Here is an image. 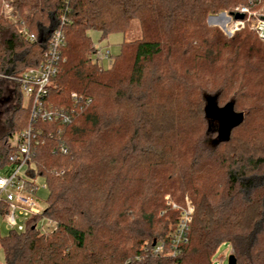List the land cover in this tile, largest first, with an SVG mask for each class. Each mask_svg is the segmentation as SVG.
Masks as SVG:
<instances>
[{
	"label": "trees",
	"instance_id": "trees-1",
	"mask_svg": "<svg viewBox=\"0 0 264 264\" xmlns=\"http://www.w3.org/2000/svg\"><path fill=\"white\" fill-rule=\"evenodd\" d=\"M13 3L38 40L19 34L0 0V73L17 77L38 66L64 16L63 59L48 100L72 107L77 92L85 102L66 124H35L41 132L32 163L47 202L24 230L0 229L4 264H215L223 243L239 264H264V43L252 30L228 38L206 22L248 0ZM134 20L139 35L100 69L90 58L89 30L126 34ZM8 82L0 76V96ZM12 83L0 167L9 164L10 137L30 117ZM207 96L243 114L214 144ZM189 190L188 240L172 256L179 212L168 200L184 206ZM41 219L55 228L43 232ZM161 241L162 254L154 252Z\"/></svg>",
	"mask_w": 264,
	"mask_h": 264
},
{
	"label": "built area",
	"instance_id": "built-area-1",
	"mask_svg": "<svg viewBox=\"0 0 264 264\" xmlns=\"http://www.w3.org/2000/svg\"><path fill=\"white\" fill-rule=\"evenodd\" d=\"M258 3L261 4V8L256 10L254 6ZM224 12L228 17L219 20V13L214 14L212 20H216V22L212 21V23H218L216 25H220L230 34L249 27L264 42V0H248L247 4L236 5L231 12ZM236 13H241L244 17L235 18ZM1 14L18 24V32L25 40L29 42L38 40L37 35L30 31L24 20H19L13 0H2ZM64 23L65 17L63 16L60 26L51 33L43 61L38 66L26 69L17 77L0 73V76L19 84L22 105L30 108L28 125L10 137L13 150L9 156V164L0 167V210H2L0 214L4 218L7 230H24L27 222L32 217L41 214L45 208L35 195L37 190L35 176L38 174L33 168L32 159L33 149L40 142L38 135L41 132V129L35 124L39 121L66 124L72 120L77 107L82 106L85 102L82 95L77 92L70 94L74 103L72 107L56 106L48 100L50 85L57 75L59 64L63 59L62 49L65 44V35L62 27ZM113 55L107 46L93 44L90 58L99 64L100 69H105L108 66H105L104 62L112 61ZM62 150L66 152L65 148ZM25 166H27L26 169H24ZM43 186L47 188L45 182ZM168 204L179 212L178 222L169 239L168 254L175 256L179 253L180 246L188 240L194 204L188 195L185 197L184 206L170 200H168ZM47 222L46 227L42 225L40 228L43 232L55 228L53 221L47 220ZM154 252L164 253V242H159L154 247ZM215 264H222V256L216 259Z\"/></svg>",
	"mask_w": 264,
	"mask_h": 264
},
{
	"label": "rangeland",
	"instance_id": "rangeland-1",
	"mask_svg": "<svg viewBox=\"0 0 264 264\" xmlns=\"http://www.w3.org/2000/svg\"><path fill=\"white\" fill-rule=\"evenodd\" d=\"M241 4H243V3H241ZM237 5H239V4H237ZM254 8L256 10H259L261 8V4H259V3L256 4L254 6ZM224 11L228 12V10H223V11H219L217 13H210L207 16L206 22L209 26L219 28L224 33V35L229 38V37L233 36L238 31L230 34L226 29L222 28L220 25H216L218 23H209V21H208V17L210 15L218 14V13H221ZM211 21H214V20L211 19ZM214 22H216V20ZM245 29L251 30L249 27H246ZM89 34L91 36L93 44L98 45V46H107L110 49L112 54H118L121 50V44L123 41L132 40L133 38H135L139 35V27L137 25V21L134 20L133 24H132L131 31L127 32L126 34H123L121 32H113L106 37H102L101 32L97 31V30H89ZM110 64H111V61H109V60L104 62L105 66H109ZM8 80H9V82L3 86L4 92L0 96V133H1L4 125L6 124L5 123L6 120L11 115V111H12L11 106L15 103V97H14L15 94L13 91L14 84L12 83L13 80H11V79H8ZM206 100H207V107H206L207 113H206V115H207L208 120L210 121L211 129L216 132V133H214V135H215V136H213L214 138L212 137V139H210L209 142L214 144L218 140L225 138L228 134V131H227V127H225L223 125L222 120L218 116L214 115L211 111V107L215 106V98L211 97V96H207ZM26 168H27V166H25L24 169H26ZM35 181L37 183V190L35 192V195L39 198V200L41 201V203L45 207L46 202H47L48 192H49V190L43 186L45 179L43 176L36 175ZM190 192H191V190L187 191V193H186L187 195H189V197H190ZM5 224L6 223L4 221V218L2 216H0V229H1V233L3 235L8 232ZM47 224H48L47 220L43 219V220H40L38 222V227L42 228V225H44L46 227ZM229 251L230 250H229L228 243H223L220 245L218 252H217V257L222 256V264H228V256L230 254ZM0 255L4 259L2 249H0Z\"/></svg>",
	"mask_w": 264,
	"mask_h": 264
},
{
	"label": "water",
	"instance_id": "water-1",
	"mask_svg": "<svg viewBox=\"0 0 264 264\" xmlns=\"http://www.w3.org/2000/svg\"><path fill=\"white\" fill-rule=\"evenodd\" d=\"M218 16H219V20H223L226 17H228V15L225 12L219 13ZM243 17H244V15L241 13L235 14V18H243ZM211 19H212V15H210L208 17L209 23H212ZM211 111L214 115L218 116L222 120L223 125L225 127H227V129H229L231 126L238 124V122L243 117L242 113L237 114V113L233 112L232 107L220 108V107H217L215 105V106L211 107ZM228 264H239L236 256L233 253L229 254V256H228Z\"/></svg>",
	"mask_w": 264,
	"mask_h": 264
},
{
	"label": "crops",
	"instance_id": "crops-1",
	"mask_svg": "<svg viewBox=\"0 0 264 264\" xmlns=\"http://www.w3.org/2000/svg\"><path fill=\"white\" fill-rule=\"evenodd\" d=\"M0 264H4V259L2 258L1 255H0Z\"/></svg>",
	"mask_w": 264,
	"mask_h": 264
}]
</instances>
